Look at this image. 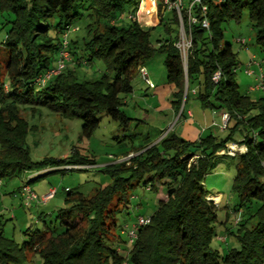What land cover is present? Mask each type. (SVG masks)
I'll return each instance as SVG.
<instances>
[{
    "label": "trees",
    "instance_id": "16d2710c",
    "mask_svg": "<svg viewBox=\"0 0 264 264\" xmlns=\"http://www.w3.org/2000/svg\"><path fill=\"white\" fill-rule=\"evenodd\" d=\"M140 1L86 0L83 5L82 0H0V180L47 166L95 165L76 148L65 158L32 161L25 145L30 127L22 113L33 114L36 107H44L65 119H80L84 138L91 137L99 122L96 115L102 113L126 130L132 118L122 111L123 100L132 93L137 68L154 53L164 54L165 81L173 89L174 111L183 114L191 92L201 109L228 115L222 130L226 135L186 141L171 130L153 144L148 142L150 136L143 135L144 146H130L116 156L123 160L107 164L110 184L95 188L90 195L62 189L63 207L55 211L53 220L45 223L43 217L49 215L40 216L42 229L26 228L20 243L2 234L0 214V264H29L36 256L39 264H264V97L253 99L248 90L239 89L237 53L222 43V24L238 21L247 9L255 32L253 45L264 54V0H202L208 30L199 24L189 28L185 71L174 47L178 35L168 34L152 45L151 28L133 18ZM161 1L156 0L160 16L166 11ZM78 8L89 12L88 23L80 41H71L70 49L69 34L80 31L73 26L81 18ZM168 12L173 15L171 23L179 27L175 10ZM192 12L202 18L198 6ZM55 15L57 23L51 26L49 20ZM180 16L186 27L185 8ZM169 24H165L167 33ZM63 40L70 60L60 73L39 84L37 79L55 68ZM93 61L101 62L104 72L96 79L78 76L75 67ZM261 66L264 75V58ZM218 69L220 79L213 84L211 76ZM227 143L243 145L245 152L219 154ZM221 164L234 166L229 190L236 198L233 217L239 212L240 220L234 223L235 232L223 226L217 234V207L204 191L203 180ZM139 183L156 195L157 204L149 216H136L148 217L149 223L138 227L133 243L126 246L121 231L128 224L120 225V235L115 234L116 218L128 208L131 192ZM250 219L254 223L246 227ZM228 235L234 237L237 248H227L222 254L211 248L214 238L222 237L226 243ZM113 241L121 244L108 245Z\"/></svg>",
    "mask_w": 264,
    "mask_h": 264
},
{
    "label": "rangeland",
    "instance_id": "374dc122",
    "mask_svg": "<svg viewBox=\"0 0 264 264\" xmlns=\"http://www.w3.org/2000/svg\"><path fill=\"white\" fill-rule=\"evenodd\" d=\"M86 0H82L83 5ZM147 1V0H143ZM142 1V4L144 2ZM149 1V0H148ZM187 0H182V3ZM128 12L133 11V6L127 9ZM78 13L81 14V18L77 20L73 26L80 28V31L71 32L68 36L69 47L72 49L73 45L71 41L74 39L79 40L84 35V26L88 23L89 12L83 8H78ZM144 15V13H143ZM143 15H139V24L143 27V22L148 23L150 26V42L152 45L156 44V41L174 37L179 33V27L171 23L172 14L166 10L161 13L160 11L155 14V19L152 18V22L146 21ZM126 13L122 16V21L125 20ZM159 16L160 23L159 22ZM58 17L55 15L49 20L51 26H55ZM155 23V26L153 24ZM169 24V32H166L165 24ZM223 39L222 43L230 44L232 50L237 54V60L239 66L236 70L235 79L237 85L241 91L248 90L249 96L253 99L264 97L263 91H251L252 88L258 84L257 78L260 75L258 66L253 65L250 67L248 52L255 55L253 59L256 63L261 64L264 58L263 52L253 45L254 30L252 29L249 21L247 9H243L238 21L228 20L222 24ZM53 32V30H52ZM2 35V33H0ZM80 37V38H79ZM79 38V39H78ZM246 40V45L243 46L238 42L239 40ZM251 40V41H250ZM80 41V40H79ZM248 49V50H247ZM248 51V52H247ZM164 54L154 53L145 62L144 66L148 74L150 82L153 86L160 87L166 86L165 81V69L163 66ZM250 67L254 71V75L248 76L245 74V69ZM263 71L262 66L260 67ZM78 76L85 79H96L100 76L101 72H104V66L99 61H93L90 65L75 67ZM132 93L125 96L122 105V111L124 115L132 118L129 128L126 130L118 126V124L112 121L107 115H96L99 122L96 130L91 137L84 138L81 136V120L80 119H65L59 114L51 112L44 107H36V112L30 114L29 111L23 112L22 115L26 119L30 131L28 132L25 145L28 149L30 159L34 162L40 161L43 158H65L69 156L71 150L76 148L80 155H85L88 158H92L95 161V165L88 167L87 169L72 168V170H64L63 167L47 166L42 171L33 172L29 174H17L15 176L2 179V187L0 188V214L3 224L2 234L5 237L12 238L16 243H20L23 240V231L26 228L29 229H42V222L38 220L40 212H51L49 216L43 217L45 223H49L53 220L54 213L57 209L62 208V200L65 193L62 189L67 188L72 191H78L83 195H90L95 188L103 187L112 182V179L107 171H105L107 164L116 163L124 159V157H116L124 150L130 148V146H136L141 144L144 146L145 140H142L143 135L150 136L148 141L150 144L155 143L158 139L166 134L168 131H175L179 126L178 117L170 116L169 123L154 122L147 125L138 124L136 120L146 118L153 120L157 118L158 114L154 113V100H151L149 92L144 90V85L139 79V76H135L131 83ZM146 93V94H145ZM184 108L183 116L187 109L193 111L195 117L194 120L199 118L202 113L210 114L209 110H202L199 108V103L196 99L188 98ZM145 110L147 112H145ZM199 114V115H198ZM160 115V114H159ZM136 119V120H134ZM226 133L224 131L218 132L217 137L224 138ZM156 137L155 140H153ZM29 185L36 191L40 190L39 187L51 186L56 188L57 194L54 200L50 201L46 207H42L41 204H32L29 207H25L17 195V188H19L28 179H34ZM234 176L233 164L225 167L221 164L218 167L209 171L203 180V189L209 194L208 198L216 205L217 222L214 224V230L217 234L222 231L223 226L231 229L235 232L234 217L232 208L236 203L235 196L230 192V184ZM221 195H219V194ZM131 198L127 209L122 212L116 218L117 228L115 234L120 235V225L123 223L131 226L134 224L136 216H149L156 208L157 200L156 195L151 191H146L144 187L139 183L132 192ZM217 197V199H216ZM14 216V218H13ZM248 215H244L243 218ZM254 223V219H250L247 222L246 227H249ZM226 243H222L219 237H216L211 242V248L219 250L220 254L226 251L227 248H237L234 237L228 235ZM125 240V238H123ZM121 244V241L108 242V245ZM123 245V243H122ZM40 259L36 256L33 257L32 262L29 264H39Z\"/></svg>",
    "mask_w": 264,
    "mask_h": 264
},
{
    "label": "built area",
    "instance_id": "2783aa9c",
    "mask_svg": "<svg viewBox=\"0 0 264 264\" xmlns=\"http://www.w3.org/2000/svg\"><path fill=\"white\" fill-rule=\"evenodd\" d=\"M142 1L143 0H141L139 2L135 16L133 17L134 19H136V21L138 23L140 22V18H139L140 14L138 12V9H139V6H141ZM149 1H151L154 4V6H156V0H149ZM201 1L202 0H187V2H185V3L184 2L182 3V0H162L161 1L162 2L161 3L162 11L174 9L176 14H177V17H178L179 33H178V38L176 40V43H174V47L177 49V51L179 53L180 60H181L182 67H183L184 71L186 68V60H187L188 51H189V48L191 46V43H190L191 42V36H190V29L189 28L192 25L199 24L201 28H203L206 31L208 30V21L205 18L206 8H205V6H203L201 4ZM195 6L196 7L198 6L199 12L201 14L200 16L202 18L200 20L197 19L196 17H194V15H192L193 14L192 9ZM156 8H157V6H156ZM183 8L186 9V13H187L186 27H184L182 20H181V16H180V10ZM144 15H147V11H144ZM238 42H240V44L243 46L246 45V40L240 39ZM65 48H66V41L63 40L62 49L60 50V52L58 54L55 68L53 70L47 72L43 77L40 76L37 79V82L39 84H41V85L44 84L45 80L47 78H49L50 75L52 76V74H58V73H60L61 70L64 69L66 63L70 60V56H69V54ZM253 59H254V57L252 55L249 56V64H251V65H248V66H250V67L252 65L258 66L260 75L257 78L258 84L252 88H249V90H251V91L257 90V91H263L264 92V75H263L262 69L260 68L261 64L256 63ZM250 67H247L245 69V74L247 73L248 76L254 75V71H252ZM136 73L139 75V77L141 78V80L143 81V83L147 87H150V88L152 87L151 86L152 84L149 80V77L147 75V72H146V69L144 68V66H139L137 68ZM219 79H220V71L218 69L212 74L211 81L213 84H217ZM227 120H228V115L226 113H221L220 114V126H219V129L221 131L225 129V127H226L225 124H227ZM244 152H245V147L243 145L236 144V143H227L225 145V148L222 149V151H220L219 154L226 153L227 155L233 156L235 154H242ZM262 165L264 167V163ZM88 167H91V166H87V165L86 166L85 165L84 166H74V167L67 166L64 168L65 169H70V168L87 169ZM1 187H2V181L0 180V188ZM55 193H56V189L53 187H50L43 194L38 196L31 189V187L26 183H23L20 186V188H18V190H17V195H18L19 199L21 200V203L24 206H28L30 204L39 203V202L40 203H46L54 197ZM239 220H240V213L238 212V213L234 214V223H237ZM148 223H149L148 217H138L136 219L135 223L132 224L131 226L124 225L122 227L121 232L123 233V235L126 238V246H130L133 243V240L136 237V229L138 227H140L141 225L145 226ZM219 240L223 241V238L220 237Z\"/></svg>",
    "mask_w": 264,
    "mask_h": 264
},
{
    "label": "crops",
    "instance_id": "0c3cea01",
    "mask_svg": "<svg viewBox=\"0 0 264 264\" xmlns=\"http://www.w3.org/2000/svg\"><path fill=\"white\" fill-rule=\"evenodd\" d=\"M143 2H145V1H143ZM138 12H139L140 16L143 15L144 9L142 8V4H141V6H139ZM155 14H157L156 6H155V11H154V19H155ZM149 15L150 14L147 13V15H143L142 17H145L146 21L151 22L149 19ZM155 23L156 22H153L154 26H155ZM143 24L145 25V27H150V26H148V23H146V22H143ZM248 53H249L247 56L248 58L251 55L255 58L254 54H251L250 52H248ZM252 67H254V66L252 65L251 68ZM136 76L138 77L139 75L136 74ZM139 79L142 82V84L144 85V87H143L144 90L149 92L148 94H150V96L152 98L151 100H154V102H153V103H155L153 106V108L155 109L154 113L158 114L157 118H154L153 120H150V118H146L144 121L142 119H139V120L134 119V120H136V122L138 121L139 125L144 124V125L148 126L149 124L154 123V122H160L162 124V123H164V121L165 122L168 121L167 123H169V117L170 116H173V117L177 116L178 117L177 121L179 122V126L175 129L174 133H176L180 138H182L186 141H193V140L196 141L197 139H199V137H202V136H205L208 134L216 135L218 132H222L219 129L221 112L209 111L210 112L209 115H207V113L206 114L202 113L201 115L198 114L200 117L197 118L196 120H194L195 115H194L193 111H191L190 109H187L185 112V116H183V114L180 116L179 115L180 113H178V112H180V110L178 112H176L172 108L171 93H172L173 89L168 84L166 86L163 85L160 87H156V86H153V83L151 82L152 87L150 88V87H147L143 83V81L141 80L140 77H139ZM189 97L195 99L194 94L191 92H190L188 98ZM184 108H185V106H184ZM199 108H200V106H199ZM145 112H147V111L145 110ZM183 113H184V111H183ZM49 187H51V186L46 185L45 187H42V188L39 187L40 188L39 191L38 190L35 191L32 187H31V189L37 195H40V194L44 193L45 190L48 189ZM219 195H221V194H219ZM0 196H1V194H0ZM55 197H56V195H55ZM55 197L52 200H54ZM52 200H50V201H52ZM49 202H47V204ZM47 204H44L41 206L46 207ZM50 214H51V212H49V211L45 212V214H43V212H40L38 215V218L42 215H50ZM13 218H14V216H13Z\"/></svg>",
    "mask_w": 264,
    "mask_h": 264
},
{
    "label": "bare ground",
    "instance_id": "6f19581e",
    "mask_svg": "<svg viewBox=\"0 0 264 264\" xmlns=\"http://www.w3.org/2000/svg\"><path fill=\"white\" fill-rule=\"evenodd\" d=\"M146 5V6H145ZM145 7V8H144ZM142 8L144 11L146 10L147 13H149V19L152 22V18L154 19V11H155V6L151 1H145L144 4H142ZM217 199V197H216Z\"/></svg>",
    "mask_w": 264,
    "mask_h": 264
},
{
    "label": "water",
    "instance_id": "95a60500",
    "mask_svg": "<svg viewBox=\"0 0 264 264\" xmlns=\"http://www.w3.org/2000/svg\"><path fill=\"white\" fill-rule=\"evenodd\" d=\"M194 149H190V151H193Z\"/></svg>",
    "mask_w": 264,
    "mask_h": 264
}]
</instances>
